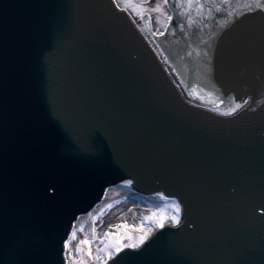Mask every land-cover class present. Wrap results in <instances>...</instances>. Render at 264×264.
Segmentation results:
<instances>
[{"label": "water", "instance_id": "water-1", "mask_svg": "<svg viewBox=\"0 0 264 264\" xmlns=\"http://www.w3.org/2000/svg\"><path fill=\"white\" fill-rule=\"evenodd\" d=\"M208 1L152 39L230 115L187 102L113 0H0V264H63L75 218L125 179L181 188L196 233L123 264H264V15Z\"/></svg>", "mask_w": 264, "mask_h": 264}, {"label": "rangeland", "instance_id": "rangeland-1", "mask_svg": "<svg viewBox=\"0 0 264 264\" xmlns=\"http://www.w3.org/2000/svg\"><path fill=\"white\" fill-rule=\"evenodd\" d=\"M117 2L121 8L128 9L135 15L145 11V7L137 5L135 0H117ZM157 2L158 0L156 3ZM151 13L154 17L156 31L158 34H161L168 22L169 12L165 7L163 12L152 11ZM119 193L127 194L128 199L131 201H134L137 197L141 196L137 192L128 189H113L110 197L116 196ZM142 197L149 196L142 195ZM163 203L164 205L158 207L143 204L142 202L130 205L128 201L125 202L124 205L114 208V210L97 225H91L88 218L84 217L80 223L77 237L78 241L75 239L78 248L76 250L72 249L71 260L74 264H103L104 258L108 257L106 249L114 248L117 243L122 242L123 244H126L127 242L130 243L132 240L133 243H136L137 246H139V239L142 235H136L134 237L133 233L130 232H132L133 229H136L138 230V233H144L143 235L150 236L151 230L158 226V223L156 222V219H149V217H152L153 213H156L157 216H161L169 210L175 209L176 205L179 204L177 202L171 204H168L167 202ZM173 223L175 222L173 221ZM112 225L117 226L110 228ZM85 228H88V230H85ZM109 229L111 235H109ZM97 237H101L103 240V248H98L96 252H93L92 256H89L88 252L85 250V243L81 244V241L90 240L95 243Z\"/></svg>", "mask_w": 264, "mask_h": 264}, {"label": "bare ground", "instance_id": "bare-ground-1", "mask_svg": "<svg viewBox=\"0 0 264 264\" xmlns=\"http://www.w3.org/2000/svg\"><path fill=\"white\" fill-rule=\"evenodd\" d=\"M157 0H152V3L153 4H155V2H156ZM212 1H215V0H212ZM254 2V0H245V2L243 1L241 4H242V6H240V7H242L243 9H245V8H248V7H244V5H250V4H252ZM170 11H171V13H172V15H173V12H174V10L171 8L170 9ZM129 13H130V15L132 16V18H134V21H135V23L140 27V29L143 31V33H144V35L147 37V40L151 43V45L153 46V48H154V50H155V52L156 53H158L159 55H160V57H161V63L164 65V67L166 68V70H167V72H168V74L170 75L169 77L172 79V81L174 82V84H175V86H176V88L178 89V91H179V93L182 95V97L187 101V102H189V103H191L192 105H195V106H201L202 104H200L198 101H194V100H192L190 97H189V94H188V92L186 91V89H185V87H184V85L181 83V81H180V79H179V77L177 76V74L175 73V71H174V69L171 67V65L165 60V58H163V56H161V54L159 53V48H158V46H157V44L154 42V40L152 39V37L150 36V34L148 33V32H146V27L144 26V24H143V21H142V18L140 17V16H138V15H135L132 11H129ZM147 16V18H149L150 19V21H151V23H152V16H151V14H149V15H146ZM152 25H153V23H152ZM154 38H156V37H154ZM203 106V105H202ZM234 107H236V101H233L229 106H226L225 108H217V109H213V108H207V107H205L207 110H210V112H212V113H215V114H224V113H226V112H229V110L230 109H232V108H234ZM125 181H126V179L123 181V185L124 186H130L129 184H126L125 183ZM132 185V184H131ZM109 192H111V191H109ZM109 192L107 193V195H106V197L108 196V194H109ZM161 192H156L155 194H152V195H150V193H145V194H147L149 197H142V195L141 196H139V197H137V199H135L134 201H131L130 199H127V201L126 202H128L129 201V204L130 205H135V204H138V203H143V204H147V205H150V206H158V207H160V206H162V205H164V201H165V197H168V196H166V195H164V196H161V195H159ZM132 195V194H131ZM145 198H147V199H145ZM173 202H176V200L175 199H171V201H169L168 202V204H171V203H173ZM125 204V202L124 203H121V204H119V205H117V206H122V205H124ZM151 208V207H150ZM114 209H112V211H113ZM109 213V212H108ZM108 213L107 214H105V216L99 221V222H101L102 220H104L107 216H108ZM174 214H176V215H179V218H180V221L182 220V210H181V212L180 213H176L175 212V209H171V210H169L167 213H165V214H163V215H167L169 218L172 216V215H174ZM83 218V217H82ZM82 218H80L79 219V221L77 222V224L75 225V228H74V233H75V235H72V238H71V246L69 247V249H68V251H67V255H66V260L67 261H69L70 262V264H74V262L71 260L72 258H71V253H72V249L74 250H76L78 247H77V241H78V232H79V227H80V223H81V221H82ZM157 222V221H156ZM177 224L176 223H173V221L171 220V219H168L166 222H165V226H176ZM85 230H88V228H85ZM159 230H161V228H159L158 226H156V227H154L152 230H151V233H150V236H152V235H154L155 234V232H157V231H159ZM138 230H136V229H133V231L132 232H130V233H133V235H134V237L136 236V235H143L144 233H138L137 232ZM97 234V233H96ZM149 238V237H148ZM77 241H76V240ZM136 239V238H135ZM103 240L101 239V237H97V239L95 240V243H93V247H92V253L93 252H96L97 250H98V248L99 249H102L103 248ZM133 243V241L131 240L130 241V243L129 242H127L126 244H128V245H131ZM139 247H141V244L139 245V246H137V248H139ZM114 256H115V254H114ZM113 256V257H114ZM110 260L108 257H105L104 258V261L105 260ZM75 261V260H74Z\"/></svg>", "mask_w": 264, "mask_h": 264}, {"label": "snow or ice", "instance_id": "snow-or-ice-1", "mask_svg": "<svg viewBox=\"0 0 264 264\" xmlns=\"http://www.w3.org/2000/svg\"><path fill=\"white\" fill-rule=\"evenodd\" d=\"M195 2V0H158L157 3L153 4L152 0H143V5H146L145 11L142 13H138V15L143 18L146 15H149L152 11H156V12H163L165 6L171 7L173 9H177V8H184V7H190L192 6V4ZM198 7L201 8H205L207 7L209 12H211V5L210 3L208 5H205L204 3H199ZM244 7H248L250 9L253 10V13L255 15H264V0H254V2L250 5H244ZM180 18H181V14L180 13H176L174 16H170L169 17V28H172L173 25L171 23L172 20L176 21L175 27L179 28V27H183L184 25L180 22ZM246 18V17H245ZM167 30V29H166ZM163 34V33H161ZM249 99H251V97H249ZM221 103H223V101H221ZM241 107V104L238 103L236 105V107L232 108L229 110V112L224 113V115H230V114H234L238 108ZM126 184L131 185L133 183L132 180H126L125 181ZM53 191H55V189H53ZM159 195L163 196V193H160ZM165 199H167V197H165ZM112 205H108V208H111ZM181 206L179 204L176 205L175 208V212L178 214L181 212ZM149 219H156L157 223H158V227L159 228H164L165 227V221L168 219H171L172 221H174L177 225L180 224V218L179 215H172L170 218L167 215H161V216H157L156 213L152 214V217H149ZM117 225H112L111 227H116ZM72 235H75V233L73 232ZM109 235H111V231L109 229ZM148 239V236L146 235H142L139 239V244L143 245L145 243V241ZM65 243L70 247L71 246V241L66 240ZM91 244L90 240H84L81 241V244ZM132 249V250H136L137 249V244L136 243H132L131 245L128 244H123L121 243H117L115 245L114 248H110V249H106L107 252V256L109 259H111L112 264H123L124 260L126 257H131V256H135L138 254V252L136 251H129V252H125L124 249ZM115 254V258L113 259V256ZM63 255H67V253H63ZM88 255L92 256L93 253L91 251V248H89L88 250ZM65 264H70L69 261H65ZM103 264H108V260L106 259L105 261H103Z\"/></svg>", "mask_w": 264, "mask_h": 264}]
</instances>
